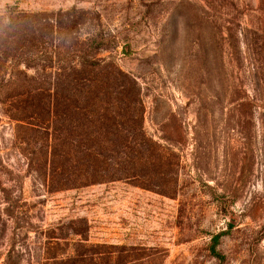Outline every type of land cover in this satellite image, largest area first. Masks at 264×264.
<instances>
[{"label":"rangeland","instance_id":"rangeland-1","mask_svg":"<svg viewBox=\"0 0 264 264\" xmlns=\"http://www.w3.org/2000/svg\"><path fill=\"white\" fill-rule=\"evenodd\" d=\"M0 264H264V0H0Z\"/></svg>","mask_w":264,"mask_h":264}]
</instances>
